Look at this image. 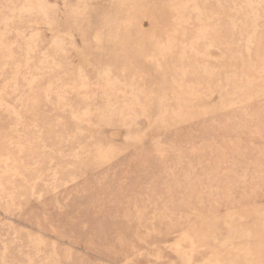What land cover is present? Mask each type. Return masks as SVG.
I'll return each mask as SVG.
<instances>
[{
	"label": "rangeland",
	"instance_id": "obj_1",
	"mask_svg": "<svg viewBox=\"0 0 264 264\" xmlns=\"http://www.w3.org/2000/svg\"><path fill=\"white\" fill-rule=\"evenodd\" d=\"M0 264H264V0H0Z\"/></svg>",
	"mask_w": 264,
	"mask_h": 264
}]
</instances>
